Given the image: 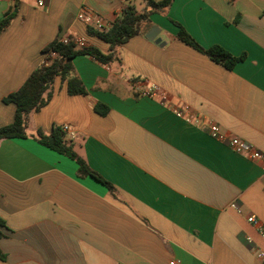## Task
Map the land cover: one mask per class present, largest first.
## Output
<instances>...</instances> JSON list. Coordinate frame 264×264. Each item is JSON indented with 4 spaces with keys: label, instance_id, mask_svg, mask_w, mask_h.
I'll list each match as a JSON object with an SVG mask.
<instances>
[{
    "label": "crops",
    "instance_id": "crops-1",
    "mask_svg": "<svg viewBox=\"0 0 264 264\" xmlns=\"http://www.w3.org/2000/svg\"><path fill=\"white\" fill-rule=\"evenodd\" d=\"M39 1L20 0L0 32V128L16 113L4 98L45 63L49 44L67 37L111 52L88 34L83 8L113 23L128 5L139 13L146 5ZM14 7L0 0V21ZM180 26L204 49L243 60L228 70L181 41ZM152 28L164 44L147 38ZM73 64L87 94L70 95L57 77L47 105L30 114L27 137L0 141V264H264V237L247 221L264 227L263 164L208 127L264 153V0H173L110 64L87 56ZM142 81L162 88L168 103L139 95ZM183 106L199 126L174 114ZM64 125L88 173L38 142V132Z\"/></svg>",
    "mask_w": 264,
    "mask_h": 264
},
{
    "label": "trees",
    "instance_id": "trees-1",
    "mask_svg": "<svg viewBox=\"0 0 264 264\" xmlns=\"http://www.w3.org/2000/svg\"><path fill=\"white\" fill-rule=\"evenodd\" d=\"M13 1L15 7L7 12L0 21V32L5 30L16 16L20 0ZM144 1L146 5L140 13L135 7L128 5L108 31L99 32L91 26L88 28L90 36H96L110 45L111 52L109 54H104L94 46L82 47L74 39H71L68 44H65L62 40H56L49 44L44 49V54L47 56L45 63L30 75L18 91L4 98V103L16 106V113L12 124L0 128V141L27 137L26 129L29 116L32 112L40 111L47 105L51 98L49 90L57 77L67 80L70 95L87 94L82 81L73 75L75 71L73 61L76 57L87 56L101 64H110L115 59L117 49L139 35L142 25L149 24L153 14L165 12L173 3V0ZM178 36L181 41L228 70H232L237 63L243 60V57H235L220 46L204 49L181 26ZM52 53L56 54L55 58L51 57ZM105 113L106 111H100L102 115ZM37 140L41 145L77 160L80 170L88 173V166L76 155L72 146L65 141L64 133L60 127L54 128L51 135H45L41 131L38 132ZM0 225H4L2 220H0ZM1 237H3V234L0 232Z\"/></svg>",
    "mask_w": 264,
    "mask_h": 264
},
{
    "label": "built area",
    "instance_id": "built-area-1",
    "mask_svg": "<svg viewBox=\"0 0 264 264\" xmlns=\"http://www.w3.org/2000/svg\"><path fill=\"white\" fill-rule=\"evenodd\" d=\"M39 6H43L42 0L39 1ZM79 19L99 32L108 31L113 24V23L104 22L101 18L95 16L88 8L82 9V11L79 14ZM70 40L71 38H67V37L62 39V41L65 44H68ZM75 41L82 47L86 46L85 42L81 39H77ZM51 57L55 58L56 54L52 53ZM135 89L136 92L141 96L157 100L159 103L163 105H166L168 103V99H169L168 94L156 84H149L146 83L145 81H142L136 85ZM173 112L178 118L182 119L187 124L199 126L202 122L198 116L192 114L190 108L187 106L176 108L173 110ZM208 127H209V133L212 138L218 140L219 142L227 144L233 151H235L238 154H241L251 160H258L262 162L263 164L262 169L264 171V153L259 152L253 145L248 144L243 140L234 137L229 138L226 134L221 132L220 128L217 125L213 123H209ZM61 129L64 135H68L71 138L75 137V132L70 126L64 125L61 127ZM233 207L235 209H238L235 205ZM238 211L241 213L239 209ZM247 221L252 226L258 228L260 234L264 237V227L261 226V223L255 216L247 217ZM247 242L249 244H252L253 239L248 237ZM257 256L260 260L264 262V251H260ZM171 264H175V263L172 262Z\"/></svg>",
    "mask_w": 264,
    "mask_h": 264
},
{
    "label": "water",
    "instance_id": "water-1",
    "mask_svg": "<svg viewBox=\"0 0 264 264\" xmlns=\"http://www.w3.org/2000/svg\"><path fill=\"white\" fill-rule=\"evenodd\" d=\"M158 29L157 28H152V30L148 33V35H147V38L149 39V40H154V41H156V43H161V44H164L163 42H162V40L160 39V38H158Z\"/></svg>",
    "mask_w": 264,
    "mask_h": 264
}]
</instances>
